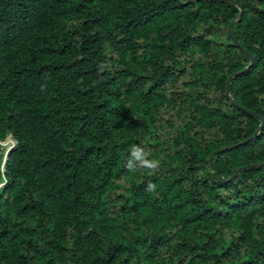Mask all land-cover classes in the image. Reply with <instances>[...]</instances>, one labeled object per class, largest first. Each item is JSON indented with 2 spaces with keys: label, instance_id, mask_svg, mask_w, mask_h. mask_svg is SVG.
Here are the masks:
<instances>
[{
  "label": "trees",
  "instance_id": "obj_1",
  "mask_svg": "<svg viewBox=\"0 0 264 264\" xmlns=\"http://www.w3.org/2000/svg\"><path fill=\"white\" fill-rule=\"evenodd\" d=\"M8 138L0 264H264V0H0Z\"/></svg>",
  "mask_w": 264,
  "mask_h": 264
},
{
  "label": "water",
  "instance_id": "obj_2",
  "mask_svg": "<svg viewBox=\"0 0 264 264\" xmlns=\"http://www.w3.org/2000/svg\"><path fill=\"white\" fill-rule=\"evenodd\" d=\"M175 1H178V0H175ZM216 1H218V2H226L227 0H216ZM187 3V2H186ZM231 25L232 24H230V26H229V28H228V33H229V36L231 37V39H232V42H233V44L236 46V47H238V44L236 43V41H235V39L233 38V36H232V34H231ZM247 57H248V59H249V66L253 63V58L251 57V56H249L243 49H240ZM247 69V68H246ZM237 75H239V74H236V75H234V76H237ZM230 80V79H229ZM229 80H228V90H229ZM233 103V102H232ZM245 113H247V114H249L250 116H253V117H257L258 118V116L257 115H255V114H253V113H250V112H248V111H244ZM263 123V122H262ZM11 147H12V145H10L9 147H7L6 149H5V153H4V160H5V162L7 161V159H8V157H9V154H10V151H11ZM222 151H224V150H219V151H217V152H215V153H213L212 154V156L210 157V163L212 164V162H211V159H212V157L214 156V155H216V154H218V153H221ZM261 165H264V163H262ZM241 169H238L237 170V172L236 173H238L239 171H240Z\"/></svg>",
  "mask_w": 264,
  "mask_h": 264
},
{
  "label": "rangeland",
  "instance_id": "obj_3",
  "mask_svg": "<svg viewBox=\"0 0 264 264\" xmlns=\"http://www.w3.org/2000/svg\"><path fill=\"white\" fill-rule=\"evenodd\" d=\"M167 115H165L166 119H169V122L172 123L173 125H175V127L179 126L181 124V121L179 119H177L176 117H166ZM166 130H170L169 127H165ZM13 144V141L9 138V140L4 141L0 144V146H4L3 148L6 149L7 147H9L10 145Z\"/></svg>",
  "mask_w": 264,
  "mask_h": 264
},
{
  "label": "clouds",
  "instance_id": "obj_4",
  "mask_svg": "<svg viewBox=\"0 0 264 264\" xmlns=\"http://www.w3.org/2000/svg\"><path fill=\"white\" fill-rule=\"evenodd\" d=\"M134 154L137 156V158H139V150Z\"/></svg>",
  "mask_w": 264,
  "mask_h": 264
},
{
  "label": "bare ground",
  "instance_id": "obj_5",
  "mask_svg": "<svg viewBox=\"0 0 264 264\" xmlns=\"http://www.w3.org/2000/svg\"><path fill=\"white\" fill-rule=\"evenodd\" d=\"M7 140H9V138H8ZM7 140H6V141H7Z\"/></svg>",
  "mask_w": 264,
  "mask_h": 264
}]
</instances>
